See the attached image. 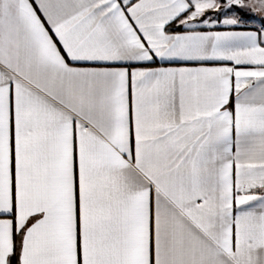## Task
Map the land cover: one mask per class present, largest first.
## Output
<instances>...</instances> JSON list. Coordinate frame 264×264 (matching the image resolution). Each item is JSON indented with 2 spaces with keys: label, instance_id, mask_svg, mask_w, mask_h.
<instances>
[{
  "label": "snow or ice",
  "instance_id": "obj_1",
  "mask_svg": "<svg viewBox=\"0 0 264 264\" xmlns=\"http://www.w3.org/2000/svg\"><path fill=\"white\" fill-rule=\"evenodd\" d=\"M0 264H264V0H0Z\"/></svg>",
  "mask_w": 264,
  "mask_h": 264
}]
</instances>
